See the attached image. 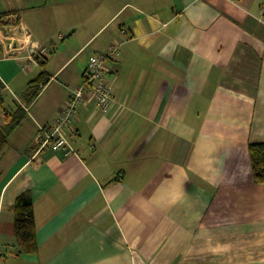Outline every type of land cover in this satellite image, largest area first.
<instances>
[{
    "label": "crops",
    "instance_id": "obj_1",
    "mask_svg": "<svg viewBox=\"0 0 264 264\" xmlns=\"http://www.w3.org/2000/svg\"><path fill=\"white\" fill-rule=\"evenodd\" d=\"M0 3L10 14L0 33L19 28L21 44L0 56V128L22 116L0 158V264H264V185L248 152L264 143V0ZM98 15L72 50L51 55L49 28L63 27L64 46ZM114 43L109 112L85 94L64 129L69 149L43 147L41 129L82 82L87 61L75 60ZM42 72L48 83L26 103ZM24 193L30 256L13 232Z\"/></svg>",
    "mask_w": 264,
    "mask_h": 264
},
{
    "label": "built area",
    "instance_id": "obj_2",
    "mask_svg": "<svg viewBox=\"0 0 264 264\" xmlns=\"http://www.w3.org/2000/svg\"><path fill=\"white\" fill-rule=\"evenodd\" d=\"M17 36L18 33H15L13 41L10 40V37H5V41L9 43L8 48L6 47V42L4 41L3 43L1 39L0 43H2L3 55L5 57L11 56L18 50L20 41ZM120 48L121 44L114 43L105 52L89 58L83 72L82 82L71 88L70 96L62 114L56 118L51 128L41 129L43 138L41 145L43 147L49 145L52 151L69 149V139L64 133V129L75 116L76 110L82 104L85 94L95 101L97 108L102 113L109 112L113 102V90L110 81L107 79L106 72L108 65L118 60L121 51Z\"/></svg>",
    "mask_w": 264,
    "mask_h": 264
},
{
    "label": "trees",
    "instance_id": "obj_3",
    "mask_svg": "<svg viewBox=\"0 0 264 264\" xmlns=\"http://www.w3.org/2000/svg\"><path fill=\"white\" fill-rule=\"evenodd\" d=\"M10 14H0V27L9 24ZM16 24H18L16 22ZM3 55V46L0 43V56ZM49 76L42 72L39 77L28 83L24 100L32 102L48 83ZM3 101L0 97V107ZM7 116V115H6ZM22 116L14 113L9 122L0 128V158L7 145L9 133L20 123ZM252 180L257 185H264V143L250 144L248 147ZM14 221L13 232L19 248L18 255H35L38 251L36 242V227L34 220L33 201L29 194H21L11 208Z\"/></svg>",
    "mask_w": 264,
    "mask_h": 264
},
{
    "label": "rangeland",
    "instance_id": "obj_4",
    "mask_svg": "<svg viewBox=\"0 0 264 264\" xmlns=\"http://www.w3.org/2000/svg\"><path fill=\"white\" fill-rule=\"evenodd\" d=\"M48 1H50V2H54L55 0H48ZM0 2H1V0H0ZM2 6H4V4H1L0 3V10H2L1 9V7ZM96 16V15H95ZM88 17H85V20H84V24H85V26H83V22L82 23H80L81 25H82V27L81 26H77V33L75 34V36L74 37H72L70 40H71V43L70 44H66V45H64V46H60L61 45V43L63 42V41H66L67 39H65V40H62V39H59L58 38V34H61V35H67L66 34V31L65 30H62L63 29V27H51V28H49L48 29V31H47V33H49L50 34V36H51V39H52V41H51V43L49 44V47H50V50H52V52H51V55H54L55 53H64L65 52V49L66 50H72L73 48H74V45H73V43H78L79 41H81L80 39L82 38V37H84L85 35H87L88 33H89V31H93L94 29H96L102 22H104L105 21V19H104V17H101V15H98L97 17H94L96 20H93L92 22H88V20H86ZM17 29H19V28H17ZM16 28L14 29V28H12V29H10L9 27L7 28V30H6V32H4V34H5V36L3 35V33L1 32L0 33V42H1V39H2V41H3V43H4V41L6 40L5 39V37L6 38H8V37H10V40L11 41H13V37H14V34L16 33V30H17ZM11 32V33H10ZM14 33V34H13ZM19 33H20V30L18 31V36H17V38H19ZM102 33V32H101ZM100 33V34H101ZM105 33H107V32H105ZM105 33H103L102 34V36L103 35H105ZM15 38V37H14ZM68 41V40H67ZM6 42V41H5ZM2 44V43H1ZM60 46V47H59ZM91 50H92V48H89L86 52H84L80 57H78V59H76L75 60V62H74V66H76L77 64H79V63H81L82 61H87V63H88V60H89V57H90V55H92L91 54ZM50 55V54H49ZM58 55V54H57ZM87 65V64H86ZM37 72L39 73L40 72V68H35V72H34V75H32L33 77L37 74Z\"/></svg>",
    "mask_w": 264,
    "mask_h": 264
},
{
    "label": "water",
    "instance_id": "obj_5",
    "mask_svg": "<svg viewBox=\"0 0 264 264\" xmlns=\"http://www.w3.org/2000/svg\"><path fill=\"white\" fill-rule=\"evenodd\" d=\"M15 26H16V24H15ZM19 30H20V29H17V30H16V33H18ZM5 34H6V33H5ZM5 34H4V35H5ZM8 46H9V43L6 42V47L8 48ZM14 46H16V44H14Z\"/></svg>",
    "mask_w": 264,
    "mask_h": 264
}]
</instances>
